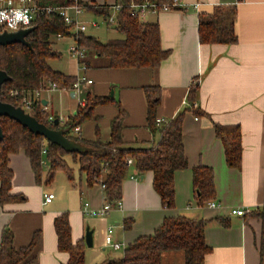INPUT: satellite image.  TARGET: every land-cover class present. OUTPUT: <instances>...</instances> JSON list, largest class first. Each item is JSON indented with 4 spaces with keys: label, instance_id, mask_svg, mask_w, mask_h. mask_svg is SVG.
<instances>
[{
    "label": "crops",
    "instance_id": "1",
    "mask_svg": "<svg viewBox=\"0 0 264 264\" xmlns=\"http://www.w3.org/2000/svg\"><path fill=\"white\" fill-rule=\"evenodd\" d=\"M90 1L112 5L115 0ZM179 1L182 4L179 9L149 13L142 20L158 25L161 47L169 51L157 68L97 67L88 71V76L86 71L83 76L66 74L92 81L91 85L84 86L89 94L86 100L109 97L106 93L111 89L110 98L119 103V107L113 103L94 108L97 120L80 126L78 133L73 131L85 140L94 139L97 130L101 140L108 141L110 122L123 111V140L155 145L159 136L146 128L145 87L160 89L157 118L168 121L192 104L196 105L195 110L202 114L195 115L194 110L188 109L182 124L188 168L175 173L173 207H163L153 190L151 173L138 174L130 167L122 182L120 207L113 205L105 216H88L85 209L99 210L104 205L103 190L99 184L88 186L86 175L78 173L77 164L68 155L65 161L73 171L72 179L62 172L66 184L58 190V202L54 203V195L53 200L44 205V197L51 191L35 183L29 159L23 152L11 155L8 165L13 173L10 193L22 195L24 200L0 205V239L3 229L9 228L13 246L18 249L27 246L33 234L39 232V242L33 252L34 264H66L68 261V254L57 249L53 226L54 219L64 212L68 214L73 243L84 240L86 228L92 232V247L85 246L83 264L121 258L128 244L152 234L164 219L176 217L207 221L204 240L210 251L203 264H264V222L257 215L264 212V0ZM216 7H235V44L199 43V16L211 14ZM195 83L198 84L196 99L190 105L187 96ZM58 91L47 92L49 94L43 97L47 111ZM60 91L75 97L72 90ZM77 107L72 109L70 116L76 113ZM214 124L239 126L240 169L227 166ZM197 166L210 167L214 172L215 195L211 200L217 205L214 208L197 204L192 186V169ZM236 209L250 213L244 216L230 213ZM128 220L132 221V226L127 230L124 222ZM221 221L227 226H222ZM108 229H112V240L122 248L115 250L105 244ZM120 250L122 253L118 254ZM161 264H185L183 252L163 253Z\"/></svg>",
    "mask_w": 264,
    "mask_h": 264
},
{
    "label": "trees",
    "instance_id": "2",
    "mask_svg": "<svg viewBox=\"0 0 264 264\" xmlns=\"http://www.w3.org/2000/svg\"><path fill=\"white\" fill-rule=\"evenodd\" d=\"M167 1L169 0H115L112 5H97L83 0H35L37 7L51 10L78 5L99 18L107 17L111 13V7L120 4L123 10L117 14V23L114 27L120 37L100 42L84 33L75 35L72 33V27L65 25L63 19L53 11L35 17L31 25L33 30L25 37L29 47L19 43L0 46V70L10 78L1 85V102L23 109L18 99L48 84H55L58 90H72L77 80L76 76L55 71L48 65L49 59L58 57L51 48L52 38L76 37L79 45L87 53L92 57L96 56L94 60H100L98 68L119 70L157 68L169 55V51L161 47L159 27L157 24H149L131 16L128 6L131 3L147 2L161 5ZM235 16V7H216L211 14L199 16L197 28L199 43L235 44L237 42L234 30ZM3 31L5 28L0 25V33ZM84 66L86 69L90 63L86 60ZM197 86L195 83L189 90L187 100L190 105L196 99ZM143 90L146 98V128L151 134L159 136V140L152 146H145L143 142L123 140V111L110 122L108 141H102L97 130L92 140L73 135L74 128L80 127L86 121L97 120L94 115L96 106L114 103L119 107V103L110 97L87 99V103L84 106L79 105L76 113L62 124L58 117L39 110V100H33L31 109L25 111L49 129L61 130L67 139L83 147L81 153H67L58 145L34 135L17 122L0 117L3 133L0 142V205L24 200L22 195L10 193L13 173L8 166L11 155L23 152L29 159L35 183L39 186L50 185L59 171L72 179L73 171L65 161V157L70 156L73 163L78 166V173L86 175L88 186L103 185L104 200L112 206L121 202L122 182L130 169L126 165V159L131 158L132 167L138 174L147 172L152 174L153 190L160 197L163 207L171 209L174 204L175 173L188 168L182 136L183 120L188 109L194 110L195 115L202 113L193 109L192 104L190 108L179 112L165 124L157 125L160 89L149 86ZM14 91L18 93L17 96L11 95ZM49 116L53 117L52 121L48 120ZM55 121L58 123L55 124ZM214 133L223 145L227 166L240 169L242 147L239 126L214 124ZM44 166L47 172L43 176ZM192 186L198 205L203 206L211 202L215 195L213 170L205 166L193 168ZM257 215L261 216L264 222V212ZM124 224L128 230L132 226V221H125ZM220 224L227 226L224 221ZM206 225L207 221L202 219L186 217L164 219L162 225L152 234L139 237L128 244L121 258L106 259L100 264H161L163 253L176 250L183 252L185 264H203L205 255L210 251L204 240ZM53 226L58 251L69 256L66 264H83L85 243L84 240L72 242L68 214L64 212L57 216ZM39 238L40 233L35 232L27 246L17 249L13 246V234L10 229H3L0 239V264H34L33 252Z\"/></svg>",
    "mask_w": 264,
    "mask_h": 264
},
{
    "label": "built area",
    "instance_id": "3",
    "mask_svg": "<svg viewBox=\"0 0 264 264\" xmlns=\"http://www.w3.org/2000/svg\"><path fill=\"white\" fill-rule=\"evenodd\" d=\"M182 6L179 0H169L167 2L161 3V5H156L152 3H142V4H135L131 3L128 6V10L131 16L138 17L140 20H143L145 16L149 13H159L161 11H169L173 9L180 8ZM123 10V6L120 4H116L111 7V13L107 17H100L106 26H116L117 14ZM56 12L58 16L63 19L65 25L71 26L72 31L75 35L84 33L86 31V26L82 25L79 20L80 15L84 11L78 5L67 6L55 10H51L50 8H39L36 6L35 0H0V25L5 28V31L13 32L18 31L21 29L30 28L32 22L34 21L35 17H38L42 14H49L51 12ZM92 27H98L97 23H92ZM74 39V44L69 47V53L72 58H74L77 62L82 61L85 58V49H83L78 41L77 38L72 36ZM85 69L84 64L82 65V70ZM92 84L90 79H86L85 77L77 78L76 82L73 84L72 91L74 94L79 93L80 87L82 86H89ZM58 90L55 84H48L44 88L34 91L32 94L27 93L26 95H22L18 101L22 104L24 111H28L31 109L32 101L39 100L40 101V111L46 112V106L42 104L41 95L42 92H52ZM12 96H17V92H11ZM84 101L80 102L79 105L83 106ZM192 108L195 109L196 105L193 104ZM49 121L53 120L52 116L48 117ZM167 121L164 119L157 118L156 124L161 125L165 124ZM79 127L74 128V132L78 133ZM126 165L128 167H132L133 161L131 158L126 159ZM133 179V176H130ZM101 189L103 190V185H100ZM54 198V194L47 193L44 197L43 204L50 203ZM104 198V195H103ZM105 199V198H104ZM85 207L88 204H84ZM116 206L120 207V202L116 204ZM217 205L214 202L208 203V207L214 208ZM112 209V205L104 200V205L99 210H88L85 209V214L88 216L93 217H101L105 216L109 211ZM233 215L244 216L247 213H250L249 210H241L236 209L230 212ZM112 229H108L105 235V244L110 248L118 250L122 248L121 244L114 242L111 238Z\"/></svg>",
    "mask_w": 264,
    "mask_h": 264
},
{
    "label": "rangeland",
    "instance_id": "4",
    "mask_svg": "<svg viewBox=\"0 0 264 264\" xmlns=\"http://www.w3.org/2000/svg\"><path fill=\"white\" fill-rule=\"evenodd\" d=\"M85 2H90V0H84ZM80 23L84 26H86V31L84 34L86 36H91L96 39H98L100 42H107L110 39H115L120 37L117 32L115 31V28L113 26H109V28H106V25H104L101 18L98 16H95L91 13L86 12L85 10L82 12V14L79 17ZM92 23H97L98 27L93 28L91 26ZM73 33V31H72ZM74 44L73 37H63V38H52V44L51 48L52 50L57 53L58 57L51 58L48 61V65L55 71H59L63 74H74L76 76H83L84 71H86L88 76V71L96 70L100 60H94L92 55L87 53L85 51V58L77 62L74 58L70 56L69 53V47ZM88 61L90 63V66L82 70V65L85 64V61ZM91 77V75H90ZM58 91V90H57ZM112 90L110 89L106 95L110 97ZM46 94H49L47 92H42L41 99H43ZM54 94V93H53ZM88 89L87 87H80L79 93L75 94L74 98H71L70 96L66 95L64 91H58L54 94V99L52 101V106L48 108V111L46 110V113L52 114L55 117H58L60 121L64 122L67 116H70L72 113V109L76 108L78 103H80L83 100H86L88 97ZM89 98V97H88ZM116 101V99H115ZM87 102H83V104H86ZM113 104V103H110ZM106 105V104H105ZM100 119V118H99ZM103 120V117L100 119L99 124H101ZM89 121L84 122L83 124L87 123ZM82 124V125H83ZM81 125V126H82ZM73 135H75L73 133ZM77 136V135H75ZM43 176L47 172L46 166L43 168ZM74 175H77V172L75 171ZM66 184L65 176L62 172H57L55 174V177L53 179V182L48 186H42V189H45V191L50 190L53 192V194L56 196L54 203L58 202L59 199V193L58 190L61 189L62 184ZM122 250L118 252V254H121Z\"/></svg>",
    "mask_w": 264,
    "mask_h": 264
},
{
    "label": "water",
    "instance_id": "5",
    "mask_svg": "<svg viewBox=\"0 0 264 264\" xmlns=\"http://www.w3.org/2000/svg\"><path fill=\"white\" fill-rule=\"evenodd\" d=\"M33 28L21 29L18 31H3L0 33V46H7L10 44H23L29 47V44L26 42L25 37L32 32ZM9 77L5 72L0 70V89L1 85L9 81ZM113 95L111 92L110 97ZM45 105V102H42ZM0 117H7L23 127H26L34 135L43 137L46 141L51 144L58 145L67 153H81L84 149L79 144L75 143L72 140L67 139L61 130H52L46 127L44 124L39 123L35 118L30 114L26 113L23 109L19 107H14L10 104L3 103L0 100ZM58 121H55L57 124ZM3 139V133L0 127V142ZM84 243L88 248L92 247V232L89 228H86L84 235Z\"/></svg>",
    "mask_w": 264,
    "mask_h": 264
},
{
    "label": "bare ground",
    "instance_id": "6",
    "mask_svg": "<svg viewBox=\"0 0 264 264\" xmlns=\"http://www.w3.org/2000/svg\"><path fill=\"white\" fill-rule=\"evenodd\" d=\"M13 99H14V98H13ZM38 107H39V106H38ZM39 110H40V109H39ZM171 121H172V120H171ZM171 121H170V122H171ZM45 123H46V122H45ZM42 124H43V123H42ZM72 124H73V123H72ZM50 127H51V126H50ZM52 128H54V127H52ZM155 128H156V127H155ZM70 130H71V129H70ZM70 154H71V153H70ZM194 169H195V168H194Z\"/></svg>",
    "mask_w": 264,
    "mask_h": 264
}]
</instances>
